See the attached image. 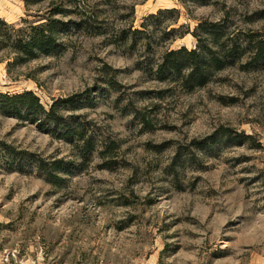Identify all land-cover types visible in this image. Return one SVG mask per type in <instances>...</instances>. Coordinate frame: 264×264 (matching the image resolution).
<instances>
[{
	"label": "rangeland",
	"instance_id": "rangeland-1",
	"mask_svg": "<svg viewBox=\"0 0 264 264\" xmlns=\"http://www.w3.org/2000/svg\"><path fill=\"white\" fill-rule=\"evenodd\" d=\"M0 15L67 22L58 53L10 69L0 49V92L73 96L56 111L95 140L0 110V264H264V52L244 42L264 40V0H0ZM195 33L247 52L189 90L158 65Z\"/></svg>",
	"mask_w": 264,
	"mask_h": 264
},
{
	"label": "trees",
	"instance_id": "trees-1",
	"mask_svg": "<svg viewBox=\"0 0 264 264\" xmlns=\"http://www.w3.org/2000/svg\"><path fill=\"white\" fill-rule=\"evenodd\" d=\"M178 12L176 8H169L160 10L158 14H152L156 17L163 13ZM0 49H10L14 61H8V67L11 69L14 65L34 59L40 55H51L58 53L64 48V44L58 37V26L61 28L67 26V22L61 20H50L49 23H40L37 25H26L16 27L15 24H9L4 19L0 18ZM219 26V25H215ZM204 23H200L198 29H203ZM167 27L166 29H168ZM175 28L165 31L166 34L174 32ZM133 32L142 33L135 29ZM208 35H212L208 33ZM201 46L193 50L187 49L185 46L177 50H171L165 54L164 61L158 65V73H171L177 76H182L184 84L191 90L199 86H204L214 71L223 69L226 65L235 64L237 60L243 56L246 51L243 41L236 38L235 35H228L227 39L221 43L216 40V47L205 44V39L199 37ZM214 36V35H212ZM211 38V37H210ZM213 38V37H212ZM215 38V37H214ZM228 42V43H227ZM249 44L251 48L252 59L260 58L264 52V40H261L259 47L254 51L251 47V41H244ZM248 46V45H247ZM5 59V58H4ZM9 57L7 58V60ZM187 61L189 63H184ZM188 72V73H186ZM161 76V75H160ZM0 110L18 117L19 119H26L31 123H35L40 129L50 130V124H56L65 131V136L71 142L77 139L83 143L84 152H92L94 146V138L86 136L84 126L80 123L71 125L64 121V117L57 113L56 108L59 103H72L73 96L63 100H56L49 109H47L41 102L39 96L34 91H24L16 94H5L0 92ZM231 133L229 132V136ZM252 137L251 135H247ZM62 161H55L52 163L55 169L59 168L58 164ZM54 174V173H51ZM56 176V175H55Z\"/></svg>",
	"mask_w": 264,
	"mask_h": 264
},
{
	"label": "crops",
	"instance_id": "crops-1",
	"mask_svg": "<svg viewBox=\"0 0 264 264\" xmlns=\"http://www.w3.org/2000/svg\"><path fill=\"white\" fill-rule=\"evenodd\" d=\"M1 16V15H0Z\"/></svg>",
	"mask_w": 264,
	"mask_h": 264
}]
</instances>
